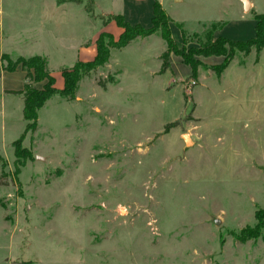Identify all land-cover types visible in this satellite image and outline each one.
Returning a JSON list of instances; mask_svg holds the SVG:
<instances>
[{
  "label": "rangeland",
  "instance_id": "374dc122",
  "mask_svg": "<svg viewBox=\"0 0 264 264\" xmlns=\"http://www.w3.org/2000/svg\"><path fill=\"white\" fill-rule=\"evenodd\" d=\"M45 1L0 0V51L36 33ZM156 1L177 52L159 33L110 50L74 100L55 95L39 110L18 168L22 108L0 111V264H264V228L239 238L257 230L258 210L264 218V48L190 50L252 38L264 0L248 12L240 0ZM53 2L69 5L59 13L65 38L85 41L123 5ZM68 43L57 52L45 35L53 72L70 65Z\"/></svg>",
  "mask_w": 264,
  "mask_h": 264
},
{
  "label": "trees",
  "instance_id": "16d2710c",
  "mask_svg": "<svg viewBox=\"0 0 264 264\" xmlns=\"http://www.w3.org/2000/svg\"><path fill=\"white\" fill-rule=\"evenodd\" d=\"M152 6L153 13L151 25L148 28H145L140 24H131L122 15H115L111 17L109 21L114 20L117 26L123 29V32L120 34L118 40L114 41L111 35L109 34H100L96 41L97 54L92 61L86 63L78 62L71 68L61 69V75L64 79V87L61 90H58L54 87V78L48 71L47 58L45 56L35 55L28 58L17 57L14 60H12L8 55L2 56V61L5 63L2 66L3 70L13 72L15 71L16 67L20 65L22 70L26 72L23 90L20 92H12L14 94L22 95L23 97L22 117L26 123L24 134L18 140L12 143V147L14 148L13 153L15 157V168L24 165H20V162L23 161L24 158H26V155L24 154L25 150L21 147V143L27 133H34L37 130L38 111L45 105V103L49 99H51L55 95H58L70 101L74 100L76 98L78 83L81 77L108 64L111 49H122L128 46L136 38L148 37L155 33H159L163 41L166 43L168 51L177 52L176 44L170 35V20L168 19L167 15L163 12L161 5L158 1L153 0ZM254 21L255 35L252 38L245 41H235L219 36L216 42L209 45L203 50L191 48V54L203 57H225L227 55V51L224 48V45L226 44H229L232 49L247 51L248 53V49L250 46H256L258 49H263L264 14L255 15ZM232 54L233 52L229 53V57L220 68L221 71L224 70L227 67L228 63L232 60ZM180 56H182L183 58L185 57L184 55ZM165 57H168V54H166ZM186 63L192 65V58L186 60ZM43 80H46V84L44 85L43 89H35L34 84ZM101 85L104 86V84ZM260 213H263L262 210H258L255 213L257 230H252L251 232H249L248 236H239L240 242L256 240L259 238L261 231L264 228V218L262 219L260 217Z\"/></svg>",
  "mask_w": 264,
  "mask_h": 264
},
{
  "label": "crops",
  "instance_id": "0c3cea01",
  "mask_svg": "<svg viewBox=\"0 0 264 264\" xmlns=\"http://www.w3.org/2000/svg\"><path fill=\"white\" fill-rule=\"evenodd\" d=\"M250 4L249 11L255 7L253 0H247ZM43 2H41L42 4ZM44 5V6H43ZM153 0H123L122 10L120 14L122 15L129 23L131 24H140L141 26L148 28L149 24L151 25L152 13H153ZM129 6V8H128ZM43 7V8H42ZM69 5L66 3L58 4L53 2V0H46L44 4L41 5L40 13L37 15L38 24L35 26L36 33L33 36L23 38L21 41L16 42V44L10 48L9 52L0 51V111L1 115L6 117V114L10 113V103L17 102L21 110H23V97L19 94H14L12 92H20L24 88L26 72L22 70L21 66H17L15 71L8 72L2 69L3 55H8L12 58L11 54L16 55L17 57H32L35 55L45 56L47 58V68L51 76L54 78V87L58 90L63 89L64 79L61 75V69L71 68L76 63H86L92 61L97 54L96 41L100 34L106 33L111 35L114 41H117L120 34L123 32V29L117 26L114 20L107 21L102 23V28L96 29L97 31L93 33L94 35L87 39L86 41L80 36H67L61 29L63 27L62 20H60L59 13L61 10H66ZM244 10V9H243ZM248 12V11H246ZM3 13V8L0 9V14ZM112 14V13H110ZM87 25H89V18H87ZM76 25V24H75ZM70 26V25H69ZM68 26V27H69ZM48 34L52 40L56 42V49L61 51L65 41H68V46L66 47L65 54H69L70 65L66 66L64 64L65 60L58 61L56 64V72H53V63L52 55L54 52H51L48 47L43 44L45 35ZM44 35V36H43ZM72 38V39H71ZM63 45H62V44ZM37 46V51L34 53L24 54L22 53L23 49H26L30 46ZM44 45V48H43ZM112 50V49H111ZM4 52V53H3ZM56 52V53H57ZM67 62V61H66ZM109 63V61H108ZM108 66V64H106ZM46 84V80L40 81L34 84V88L37 90L43 89ZM50 100V99H49ZM48 100V102H49ZM46 102L45 104H47ZM22 106V107H21ZM43 108V107H42ZM8 109V110H7ZM39 112V111H38ZM23 118V117H22ZM26 124V123H25Z\"/></svg>",
  "mask_w": 264,
  "mask_h": 264
},
{
  "label": "water",
  "instance_id": "95a60500",
  "mask_svg": "<svg viewBox=\"0 0 264 264\" xmlns=\"http://www.w3.org/2000/svg\"><path fill=\"white\" fill-rule=\"evenodd\" d=\"M240 1H241L242 5H243L244 11H249V8H250L249 2L247 0H240ZM184 140L188 143V139H187L186 136H184Z\"/></svg>",
  "mask_w": 264,
  "mask_h": 264
},
{
  "label": "bare ground",
  "instance_id": "6f19581e",
  "mask_svg": "<svg viewBox=\"0 0 264 264\" xmlns=\"http://www.w3.org/2000/svg\"><path fill=\"white\" fill-rule=\"evenodd\" d=\"M122 213H124V212L122 211Z\"/></svg>",
  "mask_w": 264,
  "mask_h": 264
}]
</instances>
